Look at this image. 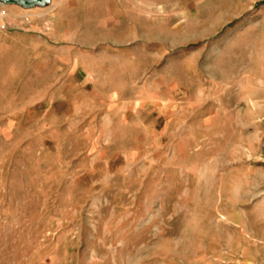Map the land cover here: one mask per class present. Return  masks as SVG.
Segmentation results:
<instances>
[{"label": "rangeland", "instance_id": "374dc122", "mask_svg": "<svg viewBox=\"0 0 264 264\" xmlns=\"http://www.w3.org/2000/svg\"><path fill=\"white\" fill-rule=\"evenodd\" d=\"M0 264H264V0L0 4Z\"/></svg>", "mask_w": 264, "mask_h": 264}, {"label": "water", "instance_id": "95a60500", "mask_svg": "<svg viewBox=\"0 0 264 264\" xmlns=\"http://www.w3.org/2000/svg\"><path fill=\"white\" fill-rule=\"evenodd\" d=\"M47 0H0V4L2 3H20L25 6H32L33 4H40L46 2Z\"/></svg>", "mask_w": 264, "mask_h": 264}]
</instances>
